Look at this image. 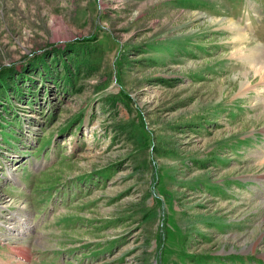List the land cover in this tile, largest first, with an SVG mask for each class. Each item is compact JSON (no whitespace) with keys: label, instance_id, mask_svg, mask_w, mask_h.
I'll list each match as a JSON object with an SVG mask.
<instances>
[{"label":"rangeland","instance_id":"obj_1","mask_svg":"<svg viewBox=\"0 0 264 264\" xmlns=\"http://www.w3.org/2000/svg\"><path fill=\"white\" fill-rule=\"evenodd\" d=\"M256 45L264 0H0V264H264Z\"/></svg>","mask_w":264,"mask_h":264},{"label":"bare ground","instance_id":"obj_2","mask_svg":"<svg viewBox=\"0 0 264 264\" xmlns=\"http://www.w3.org/2000/svg\"><path fill=\"white\" fill-rule=\"evenodd\" d=\"M245 50V49H244ZM247 50V49H246ZM239 53H242V59L245 60V66H247L249 69L245 70L244 74L246 76V80L247 77L249 75L248 72L252 71L255 74L260 76V84L263 81L264 82V52L263 50L260 48V46H255L254 48L249 50V53H245L243 50H241V48L238 49ZM245 56V58H243ZM245 80V82H243V85L241 88L246 86V83H248ZM247 87L249 88L248 84ZM245 87V88H247ZM247 88V89H248Z\"/></svg>","mask_w":264,"mask_h":264}]
</instances>
